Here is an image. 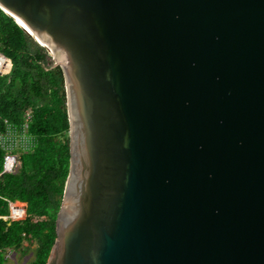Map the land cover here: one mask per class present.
Returning <instances> with one entry per match:
<instances>
[{
	"label": "water",
	"instance_id": "water-1",
	"mask_svg": "<svg viewBox=\"0 0 264 264\" xmlns=\"http://www.w3.org/2000/svg\"><path fill=\"white\" fill-rule=\"evenodd\" d=\"M0 8L63 74L69 166L45 264H264V0Z\"/></svg>",
	"mask_w": 264,
	"mask_h": 264
},
{
	"label": "trees",
	"instance_id": "trees-1",
	"mask_svg": "<svg viewBox=\"0 0 264 264\" xmlns=\"http://www.w3.org/2000/svg\"><path fill=\"white\" fill-rule=\"evenodd\" d=\"M0 53L11 62L9 71L0 74V129L2 117L19 121L30 108L29 131L36 137L13 173H1L0 149V214L8 215V200L25 202L24 218H0V264L7 249H20L23 241L36 245L28 264H45L69 166L63 74L59 65H46L45 48L1 8Z\"/></svg>",
	"mask_w": 264,
	"mask_h": 264
},
{
	"label": "built area",
	"instance_id": "built-area-1",
	"mask_svg": "<svg viewBox=\"0 0 264 264\" xmlns=\"http://www.w3.org/2000/svg\"><path fill=\"white\" fill-rule=\"evenodd\" d=\"M7 62L9 66L5 68ZM11 62L8 58L0 53V74H5L9 71ZM32 112L30 108L23 111L21 119L19 121L9 120L8 118L2 117V129H0V149L2 150V171L4 172H15L14 167L20 160V155L24 152L32 150L36 144V137L29 131V124L31 122ZM19 201L8 200V215L0 214L2 219L17 220L22 219L25 216V204H19V212L13 214L12 209L15 203ZM9 250L4 253V258L9 257Z\"/></svg>",
	"mask_w": 264,
	"mask_h": 264
},
{
	"label": "rangeland",
	"instance_id": "rangeland-1",
	"mask_svg": "<svg viewBox=\"0 0 264 264\" xmlns=\"http://www.w3.org/2000/svg\"><path fill=\"white\" fill-rule=\"evenodd\" d=\"M36 41V40H35ZM37 42V41H36ZM40 46H42L39 42H37ZM44 47V46H43ZM45 48V47H44ZM47 56H46V65L48 66H54L55 64V56H53L51 53L48 52V50L45 48ZM22 155V154H21ZM20 155V157H21ZM24 160V155L20 158V160L17 162V164L14 167V170L17 171L20 167V161ZM20 202V201H19ZM18 202V203H19ZM19 204L24 205L25 202H20ZM24 218V217H22ZM27 244L25 241L22 242L20 249H12L9 250L7 254H9V257H5V260L3 264H28L29 261L33 258V251L36 248V245L33 243L26 248Z\"/></svg>",
	"mask_w": 264,
	"mask_h": 264
},
{
	"label": "bare ground",
	"instance_id": "bare-ground-1",
	"mask_svg": "<svg viewBox=\"0 0 264 264\" xmlns=\"http://www.w3.org/2000/svg\"><path fill=\"white\" fill-rule=\"evenodd\" d=\"M30 32H31V31H30ZM32 34H34V33L32 32ZM3 56H4V55H3ZM54 56H55V55H54ZM6 58H7V57H6ZM55 59H58V57L55 56ZM8 66H9V63L7 62V64H6V66H5L4 69H6ZM14 206H16V207H13V209H12V213H13V214L18 213V212H19V208H20L18 202L15 203Z\"/></svg>",
	"mask_w": 264,
	"mask_h": 264
}]
</instances>
